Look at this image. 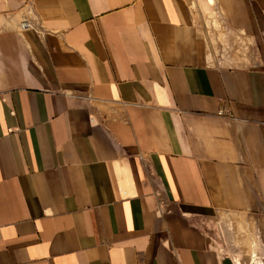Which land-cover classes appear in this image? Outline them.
<instances>
[{"label":"crops","instance_id":"1","mask_svg":"<svg viewBox=\"0 0 264 264\" xmlns=\"http://www.w3.org/2000/svg\"><path fill=\"white\" fill-rule=\"evenodd\" d=\"M225 215L264 233V0H0V264H224Z\"/></svg>","mask_w":264,"mask_h":264},{"label":"rangeland","instance_id":"2","mask_svg":"<svg viewBox=\"0 0 264 264\" xmlns=\"http://www.w3.org/2000/svg\"><path fill=\"white\" fill-rule=\"evenodd\" d=\"M206 229L224 264H264V233L258 222L225 215Z\"/></svg>","mask_w":264,"mask_h":264},{"label":"built area","instance_id":"3","mask_svg":"<svg viewBox=\"0 0 264 264\" xmlns=\"http://www.w3.org/2000/svg\"><path fill=\"white\" fill-rule=\"evenodd\" d=\"M28 1H30V0H24L25 4H27ZM30 26H31V25H30V23L28 22L27 19H23V20L21 21V23H20V27H21V29H27V28H29ZM225 112H226V110H225V111H224V110H220L218 114L222 115V114H224ZM167 206H168V205H166L165 203H163V202L160 201V202L158 203V207H157L156 212H157L159 215H163V214H165V213H168L170 210L167 209Z\"/></svg>","mask_w":264,"mask_h":264}]
</instances>
